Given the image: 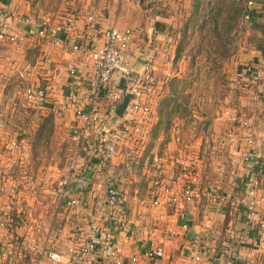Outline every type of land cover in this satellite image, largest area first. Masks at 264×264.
Masks as SVG:
<instances>
[{"label": "crops", "instance_id": "crops-1", "mask_svg": "<svg viewBox=\"0 0 264 264\" xmlns=\"http://www.w3.org/2000/svg\"><path fill=\"white\" fill-rule=\"evenodd\" d=\"M68 3L75 4L80 11L90 10L103 27L139 26L140 28H137L139 31L149 23L148 19L152 20L155 29L157 22L163 23L159 17L162 13L154 17L150 13L143 14L144 10L148 11L150 8L162 9L163 6L157 4V0L149 7L143 6L141 0H64V2L62 0H0V22L6 21L9 33L21 37L13 42L10 39L0 40V119L6 123L8 133L11 131V136L19 138L18 151L21 153L19 161L3 164L9 166L5 172L12 168L13 171H19L14 175L33 176L37 179V183L40 180H45L47 183L49 177L53 175L56 176L54 179L56 181L59 175L67 174L69 161L75 153L76 148L70 133L67 137L69 141L67 157L62 165L52 163L48 159H43L40 163L36 162L33 148L41 129L48 130L54 124L55 130L58 128L66 130L65 127H69L68 132L70 131L74 112L70 98L69 65L75 64L86 78L95 73L87 52H77L72 49L73 43L77 40L74 35L76 33L59 36L53 32L54 26L64 15ZM86 22L85 17L79 21L77 34L88 35ZM247 29L248 38L251 37L253 41L246 44L250 49L245 48V53H241L239 63L242 64L241 68L248 72L249 77L246 81L249 82L252 80L250 76L254 68L262 67L260 81L264 82V52L258 47L260 44L264 45V0H254ZM148 30L151 32L150 28ZM53 37H59L60 42L52 44ZM151 39L153 38L150 37V41ZM102 41L99 36L98 42L102 43ZM249 82L247 84H250ZM30 85L45 89L47 96L43 106H33L28 102L25 91ZM105 108L106 106L103 110ZM33 116L36 119H32ZM208 119L205 121V128L200 127V124L196 125L197 121L192 122L190 117L191 124L184 119L176 120L174 126L182 127L180 134L184 138V143L179 144L175 142L177 131L173 132L174 126L170 136L163 137L160 132H156L157 128L161 127L160 109H157V120L150 129L147 144L139 152L133 168L123 176L129 190L126 200V219L116 228L115 238L116 246L124 258L142 252L150 245L152 238L162 239L169 229L173 233L166 244V264H191L193 253L197 249L201 251V258L193 264H242L245 260H249L251 264H264V229L260 228L258 218L250 219L247 208L249 200L256 198L260 200L259 208L263 207L264 210V170L256 172V169L245 161L238 162L240 155L243 156L251 149L261 155L264 153L258 148L246 147L242 141L237 147L229 148V152L227 148L217 146L219 138L225 132L222 125L224 123L217 120V117L214 119V124L210 123L213 122V116ZM179 146H186L190 153L195 152L197 156L206 158L198 182L201 196L192 204L180 203L175 207L156 206L153 200L158 193L160 197L164 195L162 185L170 172L171 158L177 155ZM95 160L96 167L91 168L93 173L75 193L82 201L80 208L71 210L63 207L62 215L57 219L55 209L60 204V197L53 193L52 187L45 186L42 189L43 192H47L44 203L53 207L49 211L48 205L45 204L42 207H46V212L43 215L38 212L37 215L33 212L37 211L35 207L37 198L34 196L38 191H34L33 194L31 192V195L27 194L29 195L27 211L32 212L33 219L27 218L29 223L25 227L26 234L18 224L20 220L16 219L17 231H14L11 240H15L17 246H13V253L10 255L3 252L1 262L15 264L19 257L23 260L26 257V261L30 259L32 264L39 256L41 248L65 251L72 244L73 235L80 230L90 229L89 221L102 208L96 206V196H101L103 203L106 199V187H100L98 182L101 178H108L107 176L113 172L112 168L105 169L101 165L103 161L99 160V157ZM117 160L120 162L122 159ZM215 162L225 166L228 169L225 171L231 168L237 170L238 177L235 182L222 180L217 169H214L217 165ZM87 166L90 169L93 165L88 163ZM249 179H252L255 186L251 193L244 185V181ZM35 187L32 186V190ZM20 210L14 209L15 214L20 213ZM36 218H43L46 221L42 222ZM54 233L57 234L55 239L51 238V234ZM256 241H259L260 245L255 244ZM22 246L26 249L25 254L22 253ZM138 264L152 263L140 261Z\"/></svg>", "mask_w": 264, "mask_h": 264}, {"label": "built area", "instance_id": "built-area-1", "mask_svg": "<svg viewBox=\"0 0 264 264\" xmlns=\"http://www.w3.org/2000/svg\"><path fill=\"white\" fill-rule=\"evenodd\" d=\"M141 4L149 7L156 0H141ZM254 0H249L244 17L249 20L252 16ZM86 18L88 35L78 33L79 21ZM46 24V23H44ZM55 35H75L77 40L72 45L74 51L87 52L91 59L95 73L91 77H84L75 64L69 65L71 82V102L73 104L74 119L70 125V137L75 144V153L69 161L67 174L59 175L52 189L60 197V204L55 209L56 218L62 215L63 207L76 210L82 201L75 193L86 183L91 175V168H95L94 160L99 157L105 169L112 168L108 178H101L100 187H106L104 204L101 196H96L95 204L100 208L89 221L90 229L80 230L72 237V244L65 250L43 247L39 256L32 264H138L140 261L152 264H166V244L172 236L167 229L162 239L152 238L150 245L142 252L124 258L116 246L115 231L126 219V200L129 190L123 179L124 174L133 168L139 152L145 147L149 133L157 120V108L153 97L160 95L167 88L168 79L159 73L151 60H144L146 47L137 53L134 40L138 29L120 28L115 25L103 27L95 19L90 10L76 8L69 3L64 15L54 26ZM99 36L102 43L98 42ZM21 37L9 33L6 21L0 22V40L18 41ZM59 37H53L51 43L58 44ZM142 58V59H141ZM23 76L24 74L21 73ZM248 72L238 73V81H246ZM251 82L262 78L260 68L251 72ZM24 77V76H23ZM121 82L125 87L119 86ZM109 89V90H108ZM108 90V91H107ZM25 96L33 106H43L47 96L45 89L30 85L26 88ZM125 96H130V102L122 116L116 113L117 107ZM106 106V110L103 107ZM178 126V125H177ZM182 127L175 128V142L184 143L181 136ZM6 123L0 119V139L8 135ZM237 141L239 136L235 131L225 135V138ZM252 143V139L248 138ZM11 148L19 149L17 138L10 141ZM98 155V156H97ZM94 158V159H93ZM122 159L120 162L117 159ZM243 161L254 167L256 172L264 170V155L252 149L243 154ZM96 161V160H95ZM97 162V161H96ZM88 163L93 166L88 168ZM101 163V161H100ZM100 165V164H99ZM222 180H236L238 172L234 168L227 173L216 167ZM198 166V157L191 156L186 146H179L177 155L171 158L170 172L162 185L164 195L158 193L153 203L164 206H177L180 203L192 204L201 196L198 182L202 175ZM94 174L92 175V178ZM94 181V180H93ZM27 183L28 187L35 186L37 179L33 176L5 175L0 178V264L3 252L13 253V242L7 239L10 231H17L15 223L21 213L15 214L13 204L17 202L20 187ZM245 189L249 193L255 189L252 179L244 181ZM17 199V200H16ZM250 219L258 218L260 228L264 229V210L259 208L260 200L251 198L247 203ZM56 230V229H55ZM156 233V232H154ZM57 234H51L55 239ZM11 240V239H10ZM12 241V240H11ZM259 244V241L255 242ZM201 258V251L195 250L191 264ZM242 264H251L249 260Z\"/></svg>", "mask_w": 264, "mask_h": 264}, {"label": "rangeland", "instance_id": "rangeland-1", "mask_svg": "<svg viewBox=\"0 0 264 264\" xmlns=\"http://www.w3.org/2000/svg\"><path fill=\"white\" fill-rule=\"evenodd\" d=\"M62 1L64 2V0ZM197 1L199 5L196 9ZM157 4L162 5V9L150 8L148 11L144 10L143 14L150 13L154 17L156 14L162 13L159 17L166 26L165 32L159 34V31L153 27L152 20L148 19V25L145 24L144 28L141 27L143 30L139 29L140 32L136 34L134 40L137 53H141V49L146 47L144 60H151L158 72L165 76L167 72H170V75L166 76L169 87L164 89L160 95L153 97L155 107L160 109L163 119L161 127L157 128L156 132H160L163 137L170 136L176 120L184 119L188 124H191L189 117L192 122L197 121L196 125L200 124V127L205 128V121L209 120L208 117L213 116V122L210 121V123L214 124V119L217 117V120L224 123L222 125L225 129L217 146L227 148L229 152V148L237 147L242 141L246 147L258 148L261 153H264V82L253 81L251 83L243 80L240 83L238 81L240 79H238V73L243 70L242 64L239 63L241 53H245V48H249L246 44L253 41L251 37L248 38V31H246L249 20L244 17L247 8L244 1L157 0ZM216 25L218 31L222 33V37L215 34ZM133 27L140 28L139 26ZM148 28L151 29V32ZM227 30L228 33H225ZM150 37L153 38L152 41H150ZM260 68L262 69V67ZM158 103H160L159 108ZM32 119L36 118L33 116ZM200 127L199 129H201ZM65 128L66 130L59 128L55 130V125L52 124L48 130L47 128L39 130V136L35 139L33 146L36 162L40 163L43 159H48V161L56 162L59 165L65 163L69 146L67 138L69 127ZM233 131L239 136L236 142L231 141L228 137L225 138L226 134ZM9 132V135L0 139V169L2 170L0 178L3 175L11 176L13 174L15 176L14 173L19 172L13 171L12 168L5 172L9 166L3 163L19 161L21 154L17 149L11 148L10 141L16 137L11 136L12 132ZM185 132H187L186 129ZM248 138H251L253 142L249 143ZM194 155L197 156L195 152H192L191 156ZM197 157L198 166L203 171L206 158ZM242 157L240 155L238 162L243 161ZM215 164L217 165L214 166V169L220 167L224 169V173L228 172L225 171L228 170L225 166L219 165V162H215ZM55 178V175L50 176L47 183L45 180H40L35 184L34 190L31 185L28 187L27 183L20 187L19 191L22 193L18 192L17 195V197L20 196L17 198L19 203L16 199L17 202L13 204L12 209H21V217L17 218L20 220L18 224L22 232L27 231L25 228L29 223L27 218L33 219L31 210L29 211L31 213L27 211L29 204V195L27 194L38 191L34 196L37 198L35 202L37 211L33 213L39 215L41 212L43 215L46 212V207L42 206L47 203H44L46 191L43 192L42 189L45 186L53 188ZM226 180L231 183L235 182V180ZM52 207L53 205H48L49 211ZM38 220L46 221L43 218ZM13 234L14 232L10 231L7 234V239L13 242V246L16 247L17 245L14 243L16 241L10 240ZM20 241L22 242V239ZM22 245L24 246V244ZM23 246L22 253L25 254L26 249ZM16 254L18 253L16 252ZM18 259L15 264L31 263L29 257H27L28 262L26 257L24 260L21 257Z\"/></svg>", "mask_w": 264, "mask_h": 264}, {"label": "trees", "instance_id": "trees-1", "mask_svg": "<svg viewBox=\"0 0 264 264\" xmlns=\"http://www.w3.org/2000/svg\"><path fill=\"white\" fill-rule=\"evenodd\" d=\"M242 1H244V5H247V3H248V1L249 0H242ZM198 1H197V3H196V9L198 8ZM243 9V8H242ZM243 12V11H242ZM214 31H215V34L218 36V35H220V37H222V33L220 32V31H218V27H217V25H216V27L214 28ZM228 33V30L227 31H225V33ZM258 47L264 52V45H262V44H260V45H258ZM119 86H121V87H125V83L124 82H121L120 83V85ZM109 90V89H108ZM107 90V91H108ZM130 96H125L124 98H123V101H122V103L117 107V109H116V113H117V115L118 116H122L123 114H124V112H125V110H126V107L128 106V104H129V102H130ZM161 115V114H160ZM163 121V119H162V117H161V122ZM14 252H17V251H14Z\"/></svg>", "mask_w": 264, "mask_h": 264}, {"label": "water", "instance_id": "water-1", "mask_svg": "<svg viewBox=\"0 0 264 264\" xmlns=\"http://www.w3.org/2000/svg\"><path fill=\"white\" fill-rule=\"evenodd\" d=\"M155 27L160 33H163V31L165 29V25L163 23H161V22H157Z\"/></svg>", "mask_w": 264, "mask_h": 264}]
</instances>
